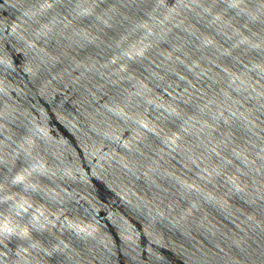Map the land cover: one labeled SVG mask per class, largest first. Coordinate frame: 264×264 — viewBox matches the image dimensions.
<instances>
[{
  "label": "water",
  "instance_id": "95a60500",
  "mask_svg": "<svg viewBox=\"0 0 264 264\" xmlns=\"http://www.w3.org/2000/svg\"><path fill=\"white\" fill-rule=\"evenodd\" d=\"M0 213V264H264V0H0Z\"/></svg>",
  "mask_w": 264,
  "mask_h": 264
},
{
  "label": "snow or ice",
  "instance_id": "6c2138e0",
  "mask_svg": "<svg viewBox=\"0 0 264 264\" xmlns=\"http://www.w3.org/2000/svg\"><path fill=\"white\" fill-rule=\"evenodd\" d=\"M47 7H51V5H47ZM25 211H26V209H25ZM0 214H2V213H0ZM6 231H7V229H6Z\"/></svg>",
  "mask_w": 264,
  "mask_h": 264
}]
</instances>
